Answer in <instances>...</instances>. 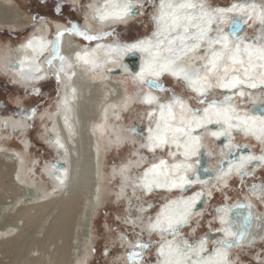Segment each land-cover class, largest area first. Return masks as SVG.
I'll return each mask as SVG.
<instances>
[{
    "label": "bare ground",
    "instance_id": "obj_1",
    "mask_svg": "<svg viewBox=\"0 0 264 264\" xmlns=\"http://www.w3.org/2000/svg\"><path fill=\"white\" fill-rule=\"evenodd\" d=\"M71 1L79 6L83 13V29L89 34L99 36V38L82 43L73 38L71 34L65 33L61 38V54L65 58L62 66L55 64L53 68L45 71L44 64V60L48 57L47 46L48 42L51 41L50 32L54 29L57 32L66 28L64 23L58 21H54L53 29V26L48 25L45 19H40L31 26L27 36L13 46L0 50V70L13 83L29 88L37 82H39L38 84L44 83V80L46 81V78L50 77V72L59 71L60 76L57 80L60 87L53 108H45L36 114L42 126L41 136L47 141L49 148L54 151L59 160L47 162L40 167L42 177L46 181L42 180V183H39L36 178H33L36 176L34 167L37 160L25 159V153L29 150L31 143L25 137L30 125L29 118L0 114V264H12L10 253L18 245L25 242L29 244V248L21 260V262L24 260V264H84L85 259L91 254L89 248L93 243L91 232H89L92 216L102 205L104 198L102 194L105 191L104 183L108 178L100 170L103 150L102 139L107 140L109 147L114 144L116 149L123 146L126 141H135L136 138L132 129L134 126L116 124L113 120H117L126 110L132 108L136 103L135 101L145 103L144 97L147 94L156 97L157 102L146 103L149 107L143 106L141 118L145 124L141 127L143 138L139 136L141 138L139 146L145 152H149L153 158L148 160L136 152L135 158H130L126 163H122L119 168L112 166L109 171V176L114 178L115 175H118L121 178L119 191L114 194L118 199H124L126 203L127 218H125L124 225L132 224L134 226L140 222L139 229L144 230V233L139 232L142 233V236H134V238L119 231L116 235L119 244L134 249L132 246L137 241L142 240L152 245L154 250V258L151 263L164 264L166 257L160 255L162 245L167 250L168 243L172 242L173 248L184 249L183 242L187 241V244L192 245L193 249H198L203 239L206 243L202 255L206 260L212 249L217 246L216 241L225 238L222 228L226 225H221L219 217L223 215L227 219V212H218L217 209L222 207L226 201L230 204L244 201L250 205L252 210V230L249 236L235 249L227 250V259L229 264H249L239 254L240 252H248L252 257L253 264H264V192L260 188L261 185H264V171L259 169L261 164L264 165V161L254 160L250 162L247 171L252 175L241 176L236 171L238 162L241 161L242 157L264 154V135L246 131L244 125L235 119L232 121L233 125L239 126L232 129H227L223 122L208 124L206 129L204 127L196 128L193 125L192 136L200 137L199 152L202 150L206 156L205 170L208 169L214 173V177L204 179L205 177H197L190 169L187 171L174 169L173 165L186 162L192 163L196 168L199 165V156L186 158L183 154L184 148L178 147L177 143L172 142L171 132L167 133V143L150 150L149 129L156 131L158 122L163 126V121L160 118V102L168 104L171 95L164 97L159 96L158 93L157 96L149 90L142 91L144 85L136 78L135 73H138L141 66L152 58L149 51H133L139 55L138 69L136 72H131L129 68L123 65V60L127 54L122 55L121 49L117 48L116 45L117 43L121 46L131 45L148 40L155 44L158 40H163L164 35L171 38L182 34L183 29L179 28L160 36L155 35L159 26L153 17H159L161 3V0H155L152 4L153 7H151L153 10H151L149 19L152 26L149 31L131 39L118 40L115 33L112 36L103 37L104 29L111 26L122 27L127 25L138 11L134 9L135 14L123 20H101L99 16L106 7V0H86L85 3H81L79 0ZM12 2V0H0V25L7 26L11 30L27 23L26 14ZM168 2L169 0H165L166 4ZM170 2L179 4L183 3L184 0H170ZM191 2L197 7L184 9L182 12L197 17L193 24L200 23L199 17L207 13L204 16L203 26L208 31L205 40L200 42V48L203 49L198 48L194 52H188L186 56L182 55L177 64L184 67L190 66L192 72L199 69L200 74L204 75L206 72L204 66L207 64V57L211 55V50L213 48L219 49V45L209 46V41L216 38L217 32L215 24L209 25L207 21L219 17L221 15L219 9H232L233 5L239 6L245 0H229L225 4L214 2L212 4L210 0H191ZM246 2L248 8L244 12H241L237 7L231 12H225L224 15L227 18L239 16L244 26L239 33L240 36L248 37V42L255 44L260 35L259 17L261 10L264 9V0H246ZM133 3L135 2L133 1ZM201 4L204 5L203 10L199 7ZM98 8L101 12L97 11ZM185 23L187 22L185 21ZM250 29L254 31L257 29V31L252 32V34L249 33ZM152 31L153 33H151ZM196 31L195 27H190L188 35ZM30 41L31 46H28ZM42 43L45 45L43 49L41 48ZM185 43L191 45L195 41L188 39ZM160 47L161 55L166 57L171 55L164 51L168 47L166 40ZM174 47L178 52L180 51L179 40L176 41ZM241 48H243V44H241ZM151 51H155V48ZM77 53H80V58L77 57ZM200 57H204V59H200ZM241 58L245 60L244 66L247 67V55L241 52ZM85 60H88L89 63H85ZM14 61L18 62V67H12L11 63ZM224 63L228 64L230 69L233 67L239 69L238 72L230 71L228 79L234 75H239L241 79L246 80V84L240 86L246 94L243 103H241L244 105L239 106L237 102L235 97V94L238 93L237 90L230 91L217 87L214 75L210 77L213 87L209 89L211 95L208 99H223V94L226 93L233 98L237 115L242 117L245 113L253 114L250 111L252 105L264 103L260 97V90L264 89V84L259 82V75L264 74V68H257L252 72V75L256 77L257 88L251 89L247 87V78L243 67L239 64L233 66L231 61L227 60ZM257 63L264 62L257 61ZM37 68L40 70L36 71ZM118 69H122V72L118 73L119 75L114 72ZM167 74L170 73H163L159 79H164ZM219 74L224 75L223 64ZM172 77L174 76L172 75ZM174 78L178 79L177 77ZM126 82L137 85L141 88V92L135 90L137 93L133 94L128 90ZM183 83L189 87L185 80ZM189 88L191 89V87ZM193 93L196 94V98L199 97L196 92L193 91ZM179 96L183 98L188 108H194L186 96ZM204 107L207 105H198L197 107L201 109V116H203ZM174 112L178 113L179 108L175 107ZM149 113L152 115L149 116ZM186 115L191 117V113H186ZM153 117L155 121L151 120ZM169 124L172 127L180 126L178 117L175 120H169ZM215 125L218 126L210 127ZM235 128L239 131L234 132L233 129ZM218 130L230 132V135H222L227 137L223 148L216 145L217 138L212 135ZM207 132L212 138L206 135ZM50 135L53 138L52 141H49ZM235 135H241L244 139L237 140ZM11 136L19 137L20 147L14 148L8 145L6 140ZM176 136L180 145L188 140V137L183 133H177ZM57 140H59V144H57ZM235 146L238 148L244 146L247 150L240 151L239 156L232 159L234 161L232 165H229L227 161V166L221 173L218 171L220 161L226 159L229 148L235 149ZM161 160L166 162L168 176L171 179H175L179 183V177L184 175L191 182L184 184L183 188L153 187L152 191L145 190L141 184L144 171L153 164H159ZM54 163L55 168L53 167ZM262 168L264 169V166ZM161 171H164V168H161ZM61 181L63 182L61 183ZM236 181L240 183L238 187L234 188L237 193L233 197L227 189L231 187L232 182L235 183ZM189 185L191 186L190 189L184 191L185 187ZM253 185L257 186L254 193ZM138 191L141 194H146V196L158 191L161 201L156 205H153L151 200H146L145 204L136 203ZM196 193H202V195L196 201L195 206L187 211L186 220L180 226L177 235H169L160 229H150V221L155 223L162 210L173 213L183 212L185 211L183 202L189 201ZM219 196L222 199L217 203L216 199ZM173 201L176 203L173 204ZM201 201L202 204L200 205ZM151 206L154 208L150 209ZM77 208H79L78 211ZM207 212L211 213V218L206 217ZM201 227L202 229H200ZM76 228L77 230H75ZM207 229L216 232V235L209 239L203 237L202 233ZM134 250L141 252L140 258L145 252V249ZM184 256L188 257L189 264L196 259L192 250L184 249L180 259L183 260ZM142 261L145 262L144 259ZM116 264L126 263L120 261Z\"/></svg>",
    "mask_w": 264,
    "mask_h": 264
},
{
    "label": "snow or ice",
    "instance_id": "obj_2",
    "mask_svg": "<svg viewBox=\"0 0 264 264\" xmlns=\"http://www.w3.org/2000/svg\"><path fill=\"white\" fill-rule=\"evenodd\" d=\"M137 7H142V5L138 2L133 3V0H119V2H117V0H106V7L100 14L99 18L101 20H123L130 15H134V9ZM196 7L197 5L192 3L191 0H184L183 3L179 4H173L170 0L166 4L165 0H161L160 15L159 17H153V19L157 20L159 26L155 35L160 36L171 31H176L179 28L183 29V33L171 38L168 35H164V39L158 40L155 44H153L151 40H148L139 41L138 43L131 45L121 46L119 43L116 45L117 48L121 49L122 55L133 51L150 52L152 58L141 66L138 73H135L136 78H138L143 85H146L150 91H164V86L159 77L163 73L167 72L174 77L185 80L188 83L192 91L196 92L199 96L197 104L207 105V107L203 108V116H201L200 108H188L182 97L173 94L169 98L168 104L160 102V118L163 121V126H161L158 122L156 131H153L151 128L149 129L150 135L148 139L151 142L149 145L150 150H154L156 147H160L167 143V133L171 132L172 142L177 143L178 147L184 148L185 151L183 154L186 158L190 156H199L200 154V137L192 136L193 125H195L196 128L204 127L206 129L208 124H220L223 122V124L227 126V129H232L233 127L239 126L233 125L232 121L235 119L239 121L240 124L244 125L246 131L264 135V103L259 105L254 103L253 114L245 113V115L241 117L236 114V108L234 107V102L230 96L225 95L223 99H208L211 95L209 89L213 87L210 77L213 75L216 77L217 87L225 88L230 91L237 90L240 97L245 96V91L240 86L245 85L246 80L241 79L239 75H234L231 79H228L227 77L230 71L238 72L239 69L234 67L230 69L228 64L224 63L226 60L231 61L233 66L239 64L243 67L245 77L247 78V87L251 89L257 88L256 77L252 75V72L257 68H264V63H257V61L264 62V9H262L260 13V35L257 37L255 44L249 43L248 37L240 36L239 33L243 29L239 16L227 18L224 15L225 12H231L237 7H239L241 12L247 10L248 5L246 0L239 6L233 5L232 9H219L218 11L221 15L207 21L209 25L215 24L217 32L216 38L209 41V46L219 45V49L217 50L213 48L211 50V55L207 57V64L204 66L206 72L204 75H201L199 69L192 72L190 71V66L184 67L177 64V61L181 60L182 55L186 56L188 52H194L196 49L200 48V42L206 38V32L208 29L203 26V21L204 16H206L207 13H204L199 17L200 23L193 24V21L196 20L197 17L190 13L182 12L184 9H195ZM199 7L203 10L204 5L201 4ZM97 11L101 12L99 8ZM249 18L251 19V17ZM185 21L187 23H185ZM190 27H195L197 31L188 35ZM65 33L79 35L89 41L99 38V36L89 34L87 31L76 25L57 31L55 33L54 40L48 42V57L44 60L45 71L49 68H53L55 64H61L62 66L65 58L61 54V38L65 35ZM188 39L194 40L195 43L191 45L186 44L185 41ZM165 40L167 41L168 47L164 49V51L171 54L167 57L161 55L160 47L164 44ZM177 40H179L181 44L179 52L174 47ZM241 44H243V48H241ZM28 46H31V41ZM44 47L45 45L42 43L41 48L43 49ZM153 48H155V51H151ZM241 52L247 55V67L244 66L245 60L241 58ZM85 55H87V53H85ZM77 57L80 58V53H77ZM200 59H204V57H200ZM85 63H89V61L85 60ZM222 64L224 75L219 74ZM39 70V68L36 69V71ZM51 74L59 80V71ZM259 82L264 84V74L259 75ZM260 97L264 100V89L260 90ZM144 101L148 104L157 102L156 97L150 94L145 95ZM175 107L179 108L178 113L174 112ZM186 113H191V117H188ZM151 115L152 113H149V116ZM177 117L180 126L172 127V125L169 124V120H175ZM177 133H183L188 137V140H186L183 145L178 143V138L176 136ZM212 135L219 139L222 135H230V132L218 130L213 132ZM57 144H59V140H57ZM60 146L63 147V145ZM233 151L234 149L229 148V153ZM254 160L264 161V154L259 156L250 155L248 157H242L241 161L238 162L236 171L239 172L241 176L252 175L247 171V168L250 162ZM233 162L234 161L231 159L228 161L229 165H232ZM53 167H56L55 163L53 164ZM172 167L177 170L184 169L187 171L190 169L193 174H196V168L192 163L186 162L180 165H173ZM161 168H164V171H161ZM218 171L223 173L224 168L221 167ZM62 182L63 181H61V183ZM190 182L191 181L188 177L184 175L179 177V183L175 179H171L168 176L166 162L161 160L159 164H153L150 168L144 171L141 184L145 190L152 191L153 187L183 188L184 184ZM256 187V185L252 186L253 193ZM260 188L262 192H264V185H261ZM201 195L202 193H196L189 201H184L185 211L183 212L173 213L168 210H162L155 223L150 221V229H160L169 235H177L179 233L180 226L186 220L187 211L195 206L196 201ZM172 203L175 204L176 202L173 201ZM217 211L222 213L227 212L229 214L227 219L223 215L219 217L221 225H226V227L222 228L225 238L216 241L217 246L212 249L211 254L206 260L202 255L205 251V240H201V244L198 249H193L192 245L187 244V241H184V249L192 250L195 253L196 259L192 261L191 264H229L227 259V250L243 240L245 235V225L237 223L232 217L242 216L244 221L250 222V205L243 203L230 204L226 201L222 207L217 209ZM165 225H167V227H165ZM132 247L134 249L143 250L147 249L149 244L139 240ZM184 249L173 248L172 242L168 243L167 250L162 245L160 248V255L166 257L164 264H189L187 256H184L183 260L180 259ZM130 256L132 258L131 264H144V262L139 259L141 256L140 251H132Z\"/></svg>",
    "mask_w": 264,
    "mask_h": 264
},
{
    "label": "rangeland",
    "instance_id": "obj_3",
    "mask_svg": "<svg viewBox=\"0 0 264 264\" xmlns=\"http://www.w3.org/2000/svg\"><path fill=\"white\" fill-rule=\"evenodd\" d=\"M13 4L19 7L26 14V25L22 27H17L16 29H9L7 26L0 25V50L2 48H8V46H13L15 43L19 42L22 38L27 36L30 33L31 26L40 19H45L48 25H52L54 29V21L64 23L66 28H69L73 25L82 27V18L83 13L79 6L75 5L71 0H12ZM81 3H85L86 0H79ZM135 3H139L142 7L135 8L138 13H136L127 25L122 27H109L104 29L102 35L103 37L112 36L113 33L117 34L118 40L131 39L135 36L146 33L150 30V15L151 7L155 0H133ZM213 4V1L216 3L228 2L229 0H210ZM144 3V5H143ZM35 18V19H34ZM46 23V24H47ZM251 31V32H250ZM249 33H254L253 29H250ZM53 32V33H52ZM52 38L55 37V29L52 31ZM107 33V34H105ZM252 33V34H253ZM73 38L79 40L80 42H90L89 40L84 39V37L71 34ZM54 36V37H53ZM92 41V40H91ZM50 70V68H49ZM55 72V70H54ZM52 73V72H50ZM49 73V74H50ZM119 75V74H117ZM162 79V78H161ZM163 85H166V90L156 91L159 96H172L181 95L186 96L191 106L197 108V99L199 97H193L189 95L185 87L181 84H177L164 76ZM128 90L133 94L141 92V88L137 85L126 82ZM58 86V87H57ZM134 86V87H133ZM59 84L54 75L50 74V77L47 81L44 80V83L38 85H32L29 88L13 83L9 80L8 77L0 70V114L1 115H13V116H23L29 118V127L25 133V137L30 140L29 150L25 153V159L27 160H37L34 167V172L36 180L39 183H42V180H45L42 176L41 166L47 162L59 161L56 158V154L52 149L49 148L47 141L41 136L42 126L39 123L36 114L38 111L43 109L53 108L54 100L57 96L59 89ZM135 92H134V91ZM196 98V99H195ZM130 108L126 110L120 118L113 120L116 124L134 126L135 124L143 127L145 121L142 120L143 106L139 105L137 102ZM141 111V112H140ZM146 112V111H145ZM140 113V114H139ZM144 122V123H143ZM134 133V132H133ZM135 134V141H126L123 146L116 149L114 144L109 147L106 139H102L103 150L101 154V168L108 177L104 183V192H103V201L102 205L95 211L93 214L90 231L92 235V246H90L91 254L85 259L84 264H116L118 262H125L126 264H131L130 253L135 251L134 249L123 247L119 244L116 235L119 231L126 233L129 237L134 238V236L139 237L144 233L143 229H139L141 223H137L134 226L124 225L125 218H127L125 211V201L124 199H118L115 197V192H118L121 178L118 175H115L113 178L109 176V171L112 166L121 167L122 163H126L130 158L136 157V152H139L140 155L148 160L152 159V156L145 155L142 148L139 146V141L141 138ZM237 140L244 139L241 135H235ZM240 138V139H239ZM9 146L18 148L21 145L18 136H11L6 140ZM142 153V154H141ZM146 162V161H145ZM119 165V166H118ZM33 176V173L31 174ZM264 177V175H263ZM116 178V179H115ZM46 181V180H45ZM240 182H235L230 184V188L227 189L230 191L231 195L234 197L237 191L234 188L238 187ZM130 193V191H129ZM138 198L135 200L137 202H145L151 200L153 205L161 201V197L158 194H151L149 196H144L138 191ZM155 194V195H154ZM131 196V193H130ZM222 198L219 196L216 199V202L220 201ZM147 200V201H146ZM154 208L151 206L150 209ZM79 208H77V211ZM132 211V210H131ZM136 214V213H135ZM210 212H207L206 217H210ZM136 217L138 215L136 214ZM203 223V222H202ZM74 224V223H73ZM73 228V225H72ZM202 229V227L200 228ZM73 230V229H72ZM77 230V228L75 229ZM142 232V233H139ZM205 232V231H204ZM204 232L202 234H204ZM189 234V233H188ZM189 236V235H188ZM194 238V237H191ZM157 239V238H156ZM75 241V240H73ZM29 244L27 242L18 245L17 248L12 250L10 253V260L12 264H24L21 262L22 258L27 254ZM152 245L149 244V247L145 249L144 254L139 259H144V264H152L153 256ZM242 259L249 264H253L252 257L250 253L240 252L239 253ZM119 260V261H118Z\"/></svg>",
    "mask_w": 264,
    "mask_h": 264
},
{
    "label": "water",
    "instance_id": "obj_4",
    "mask_svg": "<svg viewBox=\"0 0 264 264\" xmlns=\"http://www.w3.org/2000/svg\"><path fill=\"white\" fill-rule=\"evenodd\" d=\"M241 25H242V29L244 28L242 22H241ZM241 32V31H240ZM138 53L137 52H131L129 54H127L123 60V65L127 68H129V70L131 72H136L137 69H138V66H137V63H138ZM12 67H15L17 66L18 67V62L17 61H14L11 63ZM116 74L118 73H121L122 72V69H118V71H114ZM227 95L226 93L223 94V97ZM232 101L234 102L233 98H231ZM257 105L261 104V103H256ZM250 111L251 113H253V105L252 107L250 108ZM152 121H155L154 120V117L151 119ZM216 126L218 125H215V126H210L211 128H215ZM132 129H135L133 130L134 133L138 134V136H140L141 138L142 137V130H141V127H139L138 125H134V127ZM234 132L236 131H239L238 129H235L233 130ZM52 137L51 135L49 136V141H52ZM226 139L227 137L226 136H221L220 139H217L215 142H216V145H218L220 148H223L224 147V144L226 142ZM242 150H247V148H245L244 146H242L241 148H238V146H235V149L233 152L229 153V151L227 152L228 153V157L226 159H223L220 161L219 163V168L223 167L224 169L226 168L227 164L226 162L229 161L230 159H235L237 158L239 155L238 153ZM206 163H207V160H206V156L204 155V152L202 150H200V154H199V165L196 166V175L197 177H205L204 179H209V178H213L214 177V173H212L210 170L206 169L205 170V167H206ZM192 176V175H190ZM190 185L189 186H186L185 187V190H188L190 189ZM140 191H142V189H140ZM202 199V198H200ZM237 203H243V204H246V202L244 201H238ZM202 204V201L200 202V205ZM233 204H236V203H233ZM200 205H198V207H200ZM243 211V210H242ZM251 211V220L250 222H247V221H244L243 217H236V216H233L232 218L237 222V223H240V224H244L245 225V235L243 237V240L239 243H237L234 247L230 248V249H235L237 247L238 244L242 243L248 236L249 234L251 233V230H252V223H253V214H252V210L250 209ZM228 213H227V218H228ZM153 216L150 218L152 220ZM216 235V232H211V231H208V229L204 232L203 234V237H206L207 239H209L211 236H214ZM224 239V238H222ZM228 249V250H230ZM152 264H162V263H158V262H154Z\"/></svg>",
    "mask_w": 264,
    "mask_h": 264
},
{
    "label": "clouds",
    "instance_id": "obj_5",
    "mask_svg": "<svg viewBox=\"0 0 264 264\" xmlns=\"http://www.w3.org/2000/svg\"><path fill=\"white\" fill-rule=\"evenodd\" d=\"M153 13H154V11H153ZM154 21H155V19H154ZM151 22V21H150ZM150 25H151V23H150ZM152 26V25H151ZM151 29V28H150ZM151 33H153V31L151 32ZM49 38H51L50 40H53V38H52V34L50 33V35H49ZM200 49H203V48H200ZM198 65H199V63H197ZM170 77H172V75H170V74H168ZM172 78H174V77H172ZM47 79L48 78H46V81H47ZM39 82H37V83H35V85H37ZM187 88H188V90L190 91V92H192L193 93V91H192V89H190L188 86H187ZM146 90H149V92H151V93H153V94H155V95H157V93H156V91H150V89L146 86V85H144L143 87H142V91H146ZM194 94V93H193ZM195 96H196V94H194ZM158 96V95H157ZM231 97V96H230ZM235 97L237 98V102H238V104H239V106H243V105H241V103H243V98H245L246 97V94H245V96L244 97H240L239 96V93H236L235 94ZM139 105H141V106H147V107H149L146 103H141L140 101H138L137 102ZM248 106V105H247ZM156 107L158 108V105H156ZM235 107V106H234ZM236 108V107H235ZM156 123V122H155ZM222 127V126H221ZM208 137H211L210 136V134H209V132H207V134H206ZM212 138V137H211ZM150 194H153V192L152 193H149V195ZM144 196H146V194H143ZM155 214V213H154ZM153 214V215H154Z\"/></svg>",
    "mask_w": 264,
    "mask_h": 264
},
{
    "label": "crops",
    "instance_id": "obj_6",
    "mask_svg": "<svg viewBox=\"0 0 264 264\" xmlns=\"http://www.w3.org/2000/svg\"><path fill=\"white\" fill-rule=\"evenodd\" d=\"M214 2V1H213ZM215 3V2H214ZM216 3H218V2H216ZM220 3H224V2H220ZM219 4V3H218ZM193 241V240H192Z\"/></svg>",
    "mask_w": 264,
    "mask_h": 264
},
{
    "label": "built area",
    "instance_id": "obj_7",
    "mask_svg": "<svg viewBox=\"0 0 264 264\" xmlns=\"http://www.w3.org/2000/svg\"><path fill=\"white\" fill-rule=\"evenodd\" d=\"M225 3H227V2H224L223 4H225Z\"/></svg>",
    "mask_w": 264,
    "mask_h": 264
}]
</instances>
